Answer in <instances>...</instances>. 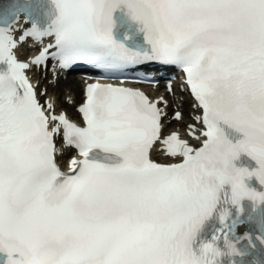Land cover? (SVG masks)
<instances>
[{"label":"snow or ice","instance_id":"1","mask_svg":"<svg viewBox=\"0 0 264 264\" xmlns=\"http://www.w3.org/2000/svg\"><path fill=\"white\" fill-rule=\"evenodd\" d=\"M50 60L177 66L200 114L164 135V97L97 81L73 122ZM0 264H264V0H0Z\"/></svg>","mask_w":264,"mask_h":264},{"label":"bare ground","instance_id":"2","mask_svg":"<svg viewBox=\"0 0 264 264\" xmlns=\"http://www.w3.org/2000/svg\"><path fill=\"white\" fill-rule=\"evenodd\" d=\"M62 87H66L67 89H69L75 93V91L78 87V84L74 79H68L65 83H62L60 85V88H62Z\"/></svg>","mask_w":264,"mask_h":264}]
</instances>
